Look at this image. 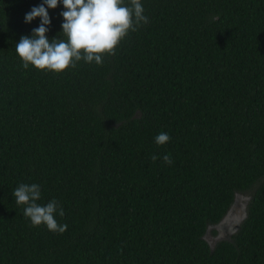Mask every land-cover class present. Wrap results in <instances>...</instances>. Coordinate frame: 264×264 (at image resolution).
Returning <instances> with one entry per match:
<instances>
[{"label": "trees", "instance_id": "obj_1", "mask_svg": "<svg viewBox=\"0 0 264 264\" xmlns=\"http://www.w3.org/2000/svg\"><path fill=\"white\" fill-rule=\"evenodd\" d=\"M42 3L0 0V264H264V0H141L114 55L60 74L15 51ZM22 183L66 232L32 226Z\"/></svg>", "mask_w": 264, "mask_h": 264}, {"label": "clouds", "instance_id": "obj_2", "mask_svg": "<svg viewBox=\"0 0 264 264\" xmlns=\"http://www.w3.org/2000/svg\"><path fill=\"white\" fill-rule=\"evenodd\" d=\"M61 3L65 11L61 12L64 22L60 34L66 39L56 37L49 41L51 18L48 9L55 10ZM143 13L141 0H130V6L125 0H43L25 14V23L31 24L39 18L40 25L33 29L31 37L21 36L15 51L25 69L31 65L40 71L60 74L74 68L81 60L100 65L103 55H114L130 30L136 31L141 23H148ZM170 139L167 133L161 132L155 137V143L163 146ZM151 159L155 162L159 157L153 154ZM163 162L171 165V155L163 156ZM13 196L18 206H24L23 214L32 226L43 225L53 233L67 231L68 225H60L54 218L57 212L60 217L65 215L58 201L52 200L44 206L37 203L41 199L39 184L22 183Z\"/></svg>", "mask_w": 264, "mask_h": 264}, {"label": "rangeland", "instance_id": "obj_3", "mask_svg": "<svg viewBox=\"0 0 264 264\" xmlns=\"http://www.w3.org/2000/svg\"><path fill=\"white\" fill-rule=\"evenodd\" d=\"M247 203L248 202H247L246 198L241 199L239 204L237 206H235V208L232 210V212L230 213L227 220L224 222V223H226L224 226L226 231L219 229L220 231L218 232L219 233L218 236H224V235H226L227 237L230 236V232L233 230V228L236 225L241 223L243 216L246 214ZM226 236H224V237H226Z\"/></svg>", "mask_w": 264, "mask_h": 264}, {"label": "water", "instance_id": "obj_4", "mask_svg": "<svg viewBox=\"0 0 264 264\" xmlns=\"http://www.w3.org/2000/svg\"><path fill=\"white\" fill-rule=\"evenodd\" d=\"M235 206H236V205L234 204L233 209L235 208ZM233 209H232V210H233ZM231 212H232V211H231ZM231 212H230V213H231ZM229 215H230V214H229ZM229 215L223 220V222H222L219 226L216 227V229L218 230V232L220 231L219 229H221V230H225V231H226V229L224 228V226H225L226 223H224V222L227 220V218L229 217ZM233 229H234V228H233ZM235 230H236V228H235ZM235 230H234V231H235ZM230 235H231V232H230ZM224 236H226V235H224ZM224 236H220V237H224ZM228 237H229V236H228ZM225 238H227V237H224V239H225ZM211 241H212L213 243L215 242V240H213V239H212Z\"/></svg>", "mask_w": 264, "mask_h": 264}, {"label": "bare ground", "instance_id": "obj_5", "mask_svg": "<svg viewBox=\"0 0 264 264\" xmlns=\"http://www.w3.org/2000/svg\"><path fill=\"white\" fill-rule=\"evenodd\" d=\"M242 198H245V197H242V196H240V195L237 196L236 201H235V205H236V206L239 204V202L241 201ZM246 199H247V198H246ZM247 201H248V199H247ZM244 218H245V215L243 216L242 219H244Z\"/></svg>", "mask_w": 264, "mask_h": 264}]
</instances>
